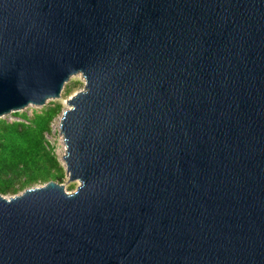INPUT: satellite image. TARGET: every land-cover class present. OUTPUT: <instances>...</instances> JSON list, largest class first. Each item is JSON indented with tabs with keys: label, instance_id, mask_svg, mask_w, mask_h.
<instances>
[{
	"label": "water",
	"instance_id": "1",
	"mask_svg": "<svg viewBox=\"0 0 264 264\" xmlns=\"http://www.w3.org/2000/svg\"><path fill=\"white\" fill-rule=\"evenodd\" d=\"M77 74L0 264H264V0H0V118Z\"/></svg>",
	"mask_w": 264,
	"mask_h": 264
},
{
	"label": "trees",
	"instance_id": "2",
	"mask_svg": "<svg viewBox=\"0 0 264 264\" xmlns=\"http://www.w3.org/2000/svg\"><path fill=\"white\" fill-rule=\"evenodd\" d=\"M62 105L43 106L32 116L18 114L20 120H0V194L14 195L49 181H61L63 163L45 138ZM17 114V113H16Z\"/></svg>",
	"mask_w": 264,
	"mask_h": 264
},
{
	"label": "rangeland",
	"instance_id": "3",
	"mask_svg": "<svg viewBox=\"0 0 264 264\" xmlns=\"http://www.w3.org/2000/svg\"><path fill=\"white\" fill-rule=\"evenodd\" d=\"M83 86H84V80H83L82 76L80 74L74 75V76L70 77V79L67 81V83L64 84V87L62 88V91H61L60 99L48 100L45 103V105H43V106L53 105V103H60L62 105V111H63L67 108V106L63 103V101L66 100L71 95H73L74 93L82 90ZM43 106L28 105L27 107H25L22 110H19L16 112H11L9 114L2 116L0 118V120H4V121H8V122L17 121V120H20L18 114L26 113L28 116H32V113L34 111L39 112ZM60 117H61V114H59L58 116H56L53 119V121L50 124L51 130L48 133V140L50 142L51 147L53 148L55 155L58 157V159L62 158L63 155L65 154V148H64L65 146L63 143V139H62V136L60 135V133H58ZM52 129H54V131H52ZM61 163H62V161H61ZM56 182L63 185L64 190L68 193H72L78 185L77 182H69L68 177L66 175H64V178L61 181H56ZM41 185L42 184H39L36 186H41ZM21 192L22 191L14 194V195L20 194ZM14 195H3V196L11 197Z\"/></svg>",
	"mask_w": 264,
	"mask_h": 264
},
{
	"label": "built area",
	"instance_id": "4",
	"mask_svg": "<svg viewBox=\"0 0 264 264\" xmlns=\"http://www.w3.org/2000/svg\"><path fill=\"white\" fill-rule=\"evenodd\" d=\"M50 130H51V128H50ZM52 131H54V129H52ZM50 132V131H49ZM49 132H47V133H45V138L47 139V141L49 142V140H48V133ZM50 143V142H49ZM65 148V147H64Z\"/></svg>",
	"mask_w": 264,
	"mask_h": 264
}]
</instances>
